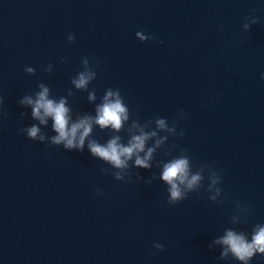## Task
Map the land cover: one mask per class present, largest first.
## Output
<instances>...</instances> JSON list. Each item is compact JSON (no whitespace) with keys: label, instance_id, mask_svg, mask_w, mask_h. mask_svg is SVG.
Listing matches in <instances>:
<instances>
[{"label":"clouds","instance_id":"1","mask_svg":"<svg viewBox=\"0 0 264 264\" xmlns=\"http://www.w3.org/2000/svg\"><path fill=\"white\" fill-rule=\"evenodd\" d=\"M242 27L244 30H249L252 24L258 23L256 18H246ZM136 37L140 41H147L150 37L143 32H136ZM69 42L75 41V35H68ZM163 43V41H160ZM83 70L78 72L75 77L71 79V84L77 90H87L89 84L96 78V72L90 66L88 58L81 60ZM98 66V65H97ZM52 65L49 64L45 71L50 72ZM25 71L34 75L35 69L26 67ZM264 79V76H262ZM39 91L34 95H24L18 103L21 106L29 107L31 109V118L38 123L32 124L19 131L26 134V136L33 141L43 143L48 140L52 145L63 146L66 150L84 151L85 141L91 156L98 158L104 163L114 169L111 174L116 180H123L125 176H129V169L131 167L142 168L150 170L152 164L150 161L153 159V154L161 144L168 139L167 136L157 139L152 147L147 146V142L157 136V131H145V128L140 126L138 120H133L128 128L129 139L127 143L122 142L120 135H112L106 143H100L96 139H88L93 133V126H99L101 131L108 129L113 133H119L125 128V124L130 119V111L124 98L122 97L119 89L108 88L101 98V102L95 107V115L92 114H77L73 119L72 108L69 106L66 97L61 96L59 99L51 96L50 88L44 84H38ZM73 93L69 89L68 95ZM87 99L91 101L96 100L95 91H89ZM3 105V100L0 98V106ZM184 115L183 113H181ZM27 113H21V117L26 116ZM51 121V129L55 133L51 137L42 132L40 126H48ZM154 123L158 129L166 130L173 135H177L176 125L168 127L166 118L157 117ZM138 131V134H137ZM183 135V132L179 133ZM143 154V155H141ZM132 161L133 163H129ZM210 169L209 180L210 183L207 187V192L215 190L214 195H210L209 199L217 201V197L221 195V188L216 187L221 182L220 175L212 169L211 166L201 167L198 171H192V165L187 155L182 154L178 157H173L171 160L163 164L162 173L159 177L168 187V203L176 204L188 197L191 192H197L203 188L202 175L204 168ZM107 173L109 169H101ZM142 179L137 173V180ZM156 179L155 174L152 180ZM149 180L148 183H151ZM97 194L100 190L97 189ZM237 208L240 205L237 202ZM242 211L250 212V208H243ZM231 223L237 224L240 222L238 216L231 218ZM222 245L223 250L220 253L219 259L224 260L231 258L240 262V264H250V261L256 255L264 256V224L258 223L252 228L251 237L243 231H236L232 228L225 229V234L213 240L208 248L212 249L213 245ZM154 247L163 250L164 245L155 243Z\"/></svg>","mask_w":264,"mask_h":264}]
</instances>
